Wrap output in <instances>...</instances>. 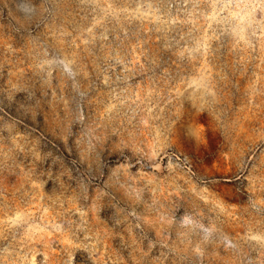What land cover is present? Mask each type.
I'll use <instances>...</instances> for the list:
<instances>
[{
  "label": "rangeland",
  "instance_id": "obj_1",
  "mask_svg": "<svg viewBox=\"0 0 264 264\" xmlns=\"http://www.w3.org/2000/svg\"><path fill=\"white\" fill-rule=\"evenodd\" d=\"M0 264H264V0H0Z\"/></svg>",
  "mask_w": 264,
  "mask_h": 264
}]
</instances>
